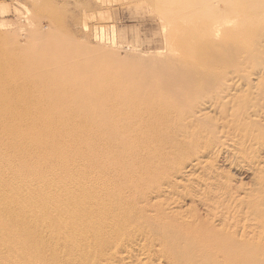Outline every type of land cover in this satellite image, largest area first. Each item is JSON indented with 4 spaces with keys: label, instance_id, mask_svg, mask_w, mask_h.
<instances>
[{
    "label": "bare ground",
    "instance_id": "obj_1",
    "mask_svg": "<svg viewBox=\"0 0 264 264\" xmlns=\"http://www.w3.org/2000/svg\"><path fill=\"white\" fill-rule=\"evenodd\" d=\"M213 1H156L171 33L184 34L171 65L184 58L189 69L176 84L166 76L148 78L152 70L142 66L126 79L114 68L92 92H79L86 80L76 72L79 55L78 64L72 57L75 71L54 75L50 67L63 61L48 54L46 63L23 69L27 75L20 71L37 78L35 88L24 76L14 79L11 64L8 74L0 69V264H264V78L235 69L251 58L264 69L257 56L264 54V6L262 0H221L244 25L220 37V28L214 31L205 19ZM248 17L260 18L257 29ZM251 27L257 32L249 37ZM222 49L223 59L230 57L218 74L223 59L214 50ZM44 88L49 95L38 94ZM74 125L85 147L74 148L81 145L74 137L70 143ZM119 130L126 136L117 145ZM101 146L112 157L105 164L96 157ZM79 159L86 163L80 168ZM9 161L14 169L5 166ZM16 164L32 169L22 173ZM220 166L244 174L248 184L235 185Z\"/></svg>",
    "mask_w": 264,
    "mask_h": 264
},
{
    "label": "rangeland",
    "instance_id": "obj_2",
    "mask_svg": "<svg viewBox=\"0 0 264 264\" xmlns=\"http://www.w3.org/2000/svg\"><path fill=\"white\" fill-rule=\"evenodd\" d=\"M156 1L157 0H0V62H1L0 69L3 71L4 70L7 71V69H8V68H6L7 64H11L10 66L17 68V74H19V76L17 74H16L17 76L14 75V79L16 77V78L23 80L22 76H24V80L25 79H27V81L30 80L29 83H31L32 86L30 84H28V82L25 80L26 85L29 87L31 86V88H33V87L35 88V86H37L36 85L37 83H35L37 78L34 77V80H32L31 78L30 79L27 78L25 76V75H27L26 71H28L27 69H31L30 67H33V66L35 67L36 65H38V66L42 65V64H38V63H42V62L46 63L47 61L44 59V57L47 58L50 56L51 58H54V59H51L52 61L53 60L55 61L57 59H59V61H63V62H56L54 65H52L50 68L53 71L49 68L50 69L49 71H51V73H53V72L56 73V74L54 73V75H58V73L60 74L61 72L63 73V70H65V69H66V71H69L70 69H73V71H75V68L78 69V71H76V72L81 73L82 76L84 74V80H85V77H86V80L82 82L81 86H79V89H78L79 92H83L84 90H85V93L92 92L94 87H95L97 80L99 78L103 77V73H105V70L110 71L111 69H114V68H115V70H114L115 73L116 74L119 73L118 76L120 78L126 79L128 77V75L132 71H134V70H132L133 68L137 69V67L142 66V67H139L138 69L142 68V69H144V71H145V69H147L146 71L149 73L152 70V72L150 73L148 78L154 77L153 80H155V79L161 78L162 76H163V78H165V76H166L167 79L169 77L170 81L174 79L175 81L173 80V82H175V84H176L178 79L179 80L184 79V78H179V77L187 75L184 71L186 69V66H187V65L185 66V64H184V61H185L184 58L181 59V61H180L181 64L179 62V64H177V65L175 63H174L175 65L172 64V65H174L173 67L171 65V63H173L172 55H173L174 59H175L174 56H176V59H177V57H178L177 55L181 54L180 53L181 50L178 47L182 45V42H180V41H182L181 36L183 38L184 34H181V32H180V35H179L180 38H179V36L176 37L174 35L175 33L174 34L171 33L170 23L167 22L168 19L166 20L162 17V13H161L165 7L158 5L159 3H157ZM219 2H221L222 4ZM219 2H218V0L213 1L211 8L209 9L212 12L210 11V13H207V12H209L208 9L205 10L206 12H204L203 7L201 8L200 12H202L205 16H206L205 13H207V17H205V19H208V20L211 19V21L213 23L212 26H213L214 31L219 30V28H220L221 33H223V34L220 33V37L222 35H223L222 37H227L229 35H232L233 32L240 30L241 27H243V25H244V23H243L244 20L243 19H239V21H238V19L232 20L231 19L232 17H230L231 14L228 13L226 8H225L226 7L225 3L221 0H219ZM214 4H215V7H214ZM258 4L261 5V1L258 2ZM223 5H225V6H223ZM262 5L264 6V0H262ZM159 6L161 7V9L163 7V9L161 10L159 8ZM254 6H256V4ZM260 7H261V10L264 11V7H262V6H260ZM250 12L251 11H248V13H250ZM252 12H253V10H252ZM211 13L213 15H211ZM215 15H217V16H215ZM213 16H215V17H213ZM249 19H250V17H248L245 21L247 22V20H249ZM256 19H257V17L254 19H252V17H251L250 20L255 22V24L253 25V28L256 27V29H257V25H258V22L260 21V18L258 17L257 22H256ZM178 20L180 21L181 19L176 20L178 23L181 24L182 20L180 22ZM168 21H170V20H168ZM223 21H225V22H223ZM224 23H232V24L225 25ZM239 23L240 24L243 23V24L238 26ZM222 27H225V29H223ZM237 28H240V29H237ZM253 28L251 27V29L247 30V35L249 37L255 31L257 32V30L256 29L254 30ZM228 29H230V30H228ZM187 30L194 31L195 29L193 28L191 30V28L188 27ZM225 30H227V31H225ZM252 30H253V33H252ZM219 38L214 37L215 42H217ZM51 47H53V48H51ZM176 48H178V50H176ZM46 49H47V51H46ZM60 49L63 50V52ZM75 49L82 51L81 55H80V52L76 51ZM74 50H75V53L72 52L73 53V55H72L71 51H74ZM262 50H264V44H263ZM215 51L218 52V50H214V52ZM223 51H224V49L219 51V52H221V53H219L220 56L223 55L222 57H219V54L217 55L215 52V56H218L217 57L218 60L223 59V57L225 56ZM77 52L79 54H77ZM83 52L84 53L87 52L86 54H88L90 56L87 55L88 57H86V54L84 56ZM90 52H91V54H90ZM174 52H176V53H174ZM47 54L49 56H46ZM62 54H64V55L61 56ZM74 54H76L77 56L78 55L81 56L80 58L83 61V63H81L82 66L79 64L80 66L73 68L76 65V64H74V62L76 63V61L73 59H77V61L78 60L81 61L79 56L78 57L74 56ZM255 54H256V52H255ZM82 55H83L84 59L82 58ZM91 55H92V57H91ZM231 55H233L232 52H231ZM226 56H227V54H226ZM257 56H258L259 60H260V58L261 59L264 58L263 52L260 55L257 53ZM72 57H73V59H72ZM153 57L156 59L152 60ZM228 57H230V56L228 55ZM228 57L224 58L223 62H222V60L219 62V63H222L224 65L219 64V63H218L219 65L218 64L216 65L217 66L216 73L218 72V74H219L221 72V69H219V68L225 67V65H226L225 63H226V60L228 61ZM239 57H243V56H239ZM251 57H253V56H251ZM251 57L249 56V58H251ZM165 58H167V59L169 58L170 61L167 59L164 60ZM231 58H233V56H231ZM68 59H70V60L67 62ZM94 59H97V60L93 61ZM7 60H8V62H10V61L11 62L8 63ZM72 60L74 61L73 62L74 66L71 65ZM144 60H146V61H144ZM161 60H162V62H161ZM224 60H225V62H224ZM250 60L252 61L253 64L250 62H246V60H243L246 63V66H245V63L243 62V64L241 63L242 65H240V64L238 65L240 67L236 66L235 69L242 68V66H243V68L246 69V74H248L252 78H253V76L255 78L256 77L259 78L258 75H260V78L261 77L264 78V69L258 65V62H256V63L253 62V60H255V59L251 58ZM79 61L77 62V64L80 63ZM147 61L150 62V63L148 62L150 64L149 66H147L148 63L146 64ZM36 62H37V64H36ZM96 62H97V64H96ZM157 62H158V64L161 63L162 65L161 64L158 65ZM32 63H33V66H32ZM163 63H165V64H163ZM2 64H3V66H2ZM4 64H5V66H4ZM16 64H17V66H16ZM66 64L68 66H66ZM152 64H154V67ZM182 64H184V65H182ZM24 65H27V67ZM143 65H145V67ZM169 65H171L170 68H169ZM257 65L259 67H257ZM64 66H66V67H64ZM150 66H152L151 69H150ZM175 66H176V68H175ZM3 67H4V69H3ZM56 67H57V69H56ZM69 67H70V69L68 70ZM78 67H80V68L82 67L81 70H83V71H79L80 68H78ZM155 67L156 68L158 67V69L161 67V69H159V70L154 69L153 70V68H155ZM164 67L166 68L165 70L163 69ZM177 67L179 69L182 67L181 68L182 70H179ZM255 67H257V68H255ZM167 68H168V70H167ZM203 68L208 69V66L206 65V67L204 66ZM23 69H25L26 71ZM188 69L189 68L187 66V70ZM1 70H0V72H1ZM22 70L26 72L25 75H23L24 72ZM96 70H98V71H96ZM248 70H250V71H248ZM20 71H22L23 73ZM108 71H106V72H108ZM153 71H154V73H153ZM94 72H97L98 74H96ZM164 72H165V74H164ZM4 73L8 74V71L7 72L4 71ZM90 73L93 76H96V79L93 78V76ZM153 74H155V75H153ZM172 75H173V77L177 76V78L176 77L173 78ZM91 76H92V79H91ZM170 76L172 77V79ZM169 79L167 81H169ZM126 83L128 84V82H126ZM175 84H173V85L171 84L172 86L170 88L176 89ZM1 86L6 88V89L11 90L10 85L6 86V84H5V86H4V84H3ZM37 90L38 89H33V91L36 93H37ZM45 90H44V92L42 91L43 93H41V90H40L39 91L40 93L38 92V94L41 95L44 93L45 94L48 93L46 95H49V90L48 91L47 90L45 91ZM16 91L17 90L13 91L14 94L15 93L17 94ZM33 91L30 90V92H32V94L35 95L33 93ZM5 92H7V91H5ZM72 93H73V91H72ZM36 96H38V95H36ZM36 96H34V97H36ZM45 104H42V106L49 109V107H47L48 105L46 102H45ZM35 107L36 106L31 107L32 109L29 108L30 111L31 112L35 111L34 110ZM43 107H40V109H42ZM6 109H8V108H6ZM6 109H2V110H6ZM12 109H10V110H12ZM35 109H37V107ZM48 117L51 118L50 115H48ZM3 119H5V117H3ZM6 119H8V117H6ZM10 120L11 119H8L9 122H10ZM74 126H73L74 129L72 131H71V129L67 131L69 133V137H71L70 143H72V146L74 144H76V142H77V144H81V145H75L74 148L76 146L81 147L82 145H83L82 147H85L87 145V142L81 138V136H83L82 135L83 133L81 131L79 132L78 135H77L78 132L76 133V131L81 130L80 127H78L79 129L77 130V127L76 126L74 127ZM75 128H76V130H75ZM122 131L123 130H121V131L119 130V132L116 131L113 133L114 136H115V133H117L116 135H118V134L120 135V136H116V138L118 137V139H116L115 137H112V136L111 137L114 138V140L115 139L118 141L121 140L122 139L121 137H123L125 135L124 133L126 130H124V133ZM61 134L64 135V132L61 131ZM73 137H74L75 141L78 140L79 143H78V141H76V142L72 141ZM82 142H83V144H82ZM115 143H116V141L113 144H115ZM116 144L117 145L120 144V141ZM116 144H115V146L117 147ZM92 146L93 145H91V147ZM148 146L151 147L152 142H149ZM103 147L101 146L100 149L98 148L99 153L96 152V154L98 153V155L96 157H97V161H100L102 164H105V163H107V161H109L108 157H111V155L108 153L110 151L106 150L105 147L104 148ZM74 148L72 147V149H74ZM103 153H104V155H102ZM107 154L109 156H107ZM105 155L107 156L106 158H105ZM96 157H94V158H96ZM133 161H134V159L132 158L130 160V163L132 164ZM77 162H78V164L76 166H78L79 168L81 166H83L84 164H86L85 161L82 162L80 159L77 160ZM134 162L136 164V161H134ZM7 163L8 164H6L5 166L10 167L14 162L9 161ZM14 164L11 166L12 169H14V167H15ZM35 164L36 163H34V166H32V167H35L36 166ZM21 165L18 164V166H17V164H16V166H17L16 168H19V169L22 168V170H21L22 173H27V171L29 173V171H31V169H32V167L25 165V167H26L25 169H27V170H23L24 165H22V167H21ZM137 165H138V162H137ZM220 169L226 170V173L222 174L223 176L228 175V172H229V175L234 177V178H232V180H234L233 183L236 182L235 185L239 184V183L240 184H245V183L248 184L249 178L247 176H245L244 174L237 173V172L235 173V171L229 169L228 167L225 168L224 166H220ZM23 171H26V172H23ZM60 171L59 172L55 171V173L57 172L59 174H67L66 171H65L66 173H60ZM119 172L120 171H112V173H119ZM136 173H139V171L137 170ZM71 174H73V173H71ZM125 183L129 184L130 180H128V182L126 180ZM137 187H138L137 189L143 188V187H141V185L140 186L138 185ZM187 205H188V203H187ZM151 263H154V262H151Z\"/></svg>",
    "mask_w": 264,
    "mask_h": 264
}]
</instances>
